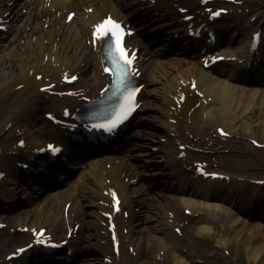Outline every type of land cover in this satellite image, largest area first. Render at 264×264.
<instances>
[{
  "label": "bare ground",
  "instance_id": "6f19581e",
  "mask_svg": "<svg viewBox=\"0 0 264 264\" xmlns=\"http://www.w3.org/2000/svg\"><path fill=\"white\" fill-rule=\"evenodd\" d=\"M3 1L7 0H0V9L2 12H8L12 17L20 21L22 35L19 37L16 32H13L11 39L7 37L0 40V167L4 164L6 165L8 160L7 151L9 147L12 148L13 146L11 139L15 129L19 128L21 130L26 128L24 134L27 136L28 142L35 144L40 136L38 130L42 129L45 123L38 113L42 105L38 106L35 99L23 101L32 91L26 87L15 90L16 85L24 84L31 87L35 83V73L52 72L60 69L62 66H75L78 62H83L84 65L80 69L82 71L81 83H87L90 89H94L95 85L100 81V78L97 76L96 59L92 56L89 48L83 44V37L86 34L85 28L105 11H112L116 14H121L123 11L122 9L117 10L114 7L116 1H83L81 4L72 5L79 12L82 20L79 23L70 24V22H65V15H55L57 12L61 14L63 7V1L61 0H50L51 9L45 8L43 3L38 0H29L27 2L25 0H12L9 5H6L7 3L3 4ZM175 1H181L183 4L191 7L198 5L196 0ZM240 1H242V5L234 6L235 10L257 8L258 11L256 10L254 16L258 17V12H260L264 18V0ZM99 2H102V5H99ZM174 4H177L174 0L164 1L162 7L163 13L156 18V21H161L160 26L157 28L164 27L169 32L179 34L182 30L181 26L183 25H178L180 23L177 22V17L173 13ZM84 5H89L94 8L93 13L88 15L87 19L84 18L85 13L82 9ZM137 6H139V9L149 8L146 2L139 3ZM21 7H26L27 13H17V8ZM158 11L160 12V10ZM130 18L132 20L131 10ZM42 23H48V27L44 30L41 27ZM231 25L236 28V23L230 24L229 28ZM151 30H149V35L154 33ZM136 38L142 44L140 51L145 52V56L147 57L143 66L142 75L149 79L147 80V84L150 88L153 87L152 89H148L146 85L144 97L146 99L150 95L152 97L160 96L162 107L160 117L165 118L170 113L169 106L170 104L172 105L171 96L177 93L178 88L183 89L181 85L182 80L187 76L198 79L201 69L196 62L195 53L191 52L188 54L185 50L183 52L175 51L166 59L161 60L160 66L151 64V54L147 50V44L150 41L144 42L139 35ZM157 53L160 52L157 50ZM245 56L246 54H243L242 58H245ZM245 61L250 62V57ZM261 66L264 65L261 64ZM244 70V68H240L237 65L223 68V71L230 76H234L235 74L241 75V73L246 72ZM215 76L209 75V79L203 84V90L201 91L205 99L209 96L214 98L215 106H212L211 103L207 106L201 104L188 117L190 108L196 104V101L192 102L186 111L187 118H185L186 120L191 119L192 123H185L179 129L172 124H166V131H161L162 134H160V136L166 139V143L162 144V146L165 145L162 147L164 153L162 157L167 159L165 168L168 170L170 178L173 179L172 187H176L181 191L190 189L191 192L186 193L184 197L168 196L161 200L158 197L154 199L153 204L148 205L147 208H143L139 218L137 212H133V210L135 211V207L142 203L144 194L150 195L149 191L155 184L153 177L155 173L150 172L148 177H146L147 179L145 178L143 180L141 178L143 182L130 187V192L124 196V203L128 211H130L129 216L133 217L134 222L139 220L138 222L141 225L139 235L141 238L137 242L138 238L136 235L133 236L130 234L125 237L127 238L126 240L123 238V241L127 243L126 246L131 245L134 250L138 251L139 256L134 261L132 257L126 255L127 248L125 247L123 256L115 259L114 263L111 264H166L167 260H169V264H196L178 254L180 253L179 245L187 247L188 243L184 239L183 229L182 239L174 233V228L178 226L180 220L190 219L189 216L187 217L183 214L185 209H190L193 213H203V217L208 224L200 225L196 228L193 233L194 239L210 242L215 234L212 229V224L218 219L220 226L226 234L222 238L215 239L214 245L217 248L230 246L236 248L238 251L243 249L248 252L247 254L252 253V255H248V257H252L250 260L264 264V225L262 223H247L238 214L245 213L261 218L264 221V217H260V213L264 212V208L263 212L262 208L251 209L250 204L255 201V198L257 205H260V207L262 206V202L264 203V188L255 184V181L260 179L254 178L249 180L242 177L240 179L244 180L243 183L236 180L235 177H232L235 188L230 183L225 185V181L223 183L219 181V187L206 185L195 186L187 182V177L181 168L183 164H185L184 166H189L198 161L212 163V159L219 161L218 166L225 168L230 166L228 163L229 158L224 157L217 145H215L216 147H207L209 145L208 142L211 141L207 137L212 138L210 131L212 128L217 129L218 125L216 124L224 126V131L229 134V141L245 139L246 137L257 141L253 135H261L264 139V97L257 98V91L251 92L248 96L245 94V91L248 90L246 86L243 87L227 82V80H232L229 76H221L223 78L222 80L217 79ZM238 90L241 92H238ZM21 101H23L21 107L25 110V113H22L21 118H19L14 116V112L16 106ZM148 103H158V101L149 99ZM51 106L57 107V104L53 103ZM7 123H10V126L8 125L5 129V124ZM44 136L46 137L47 135L44 134ZM176 140L186 146L187 158L184 160L175 158L176 152H178L175 145ZM157 144H152V141L149 142L148 138L140 135L139 139L135 142L134 148L128 151L127 155H122L116 164L111 161L112 170H106L102 166L97 167L99 175L108 177L113 184L118 185V188L123 194L127 185L121 183L120 176L133 177L136 174L138 176L143 174V172L137 171V167L140 165L146 166L153 162H146V160H142L141 158L142 156L145 158L151 155L149 147L153 145L157 148L161 147ZM262 144H264V141H262ZM88 150L94 151L95 149ZM245 150L248 151L247 149ZM130 157H133L135 161H130ZM160 171L166 172L164 168ZM210 171L222 173L215 169H210ZM60 174L58 173L59 177ZM83 182L87 183V180ZM224 185L227 188L233 189H226ZM99 188L100 185L96 182L90 186V189L96 193H98ZM236 188L253 194L248 190L249 188L255 193L250 198L249 195L238 193ZM253 188L255 189L253 190ZM86 189L89 190V188ZM137 193L140 194L135 197ZM59 197L60 195L56 200ZM205 199L214 202H207ZM57 202L58 200L54 201L53 198H46L36 205L34 209H27V211L14 214L7 222L12 227L29 225L30 227L38 228L39 224H48V229L55 230L59 224L60 216V207L56 206ZM221 202L228 203L233 208H226ZM235 202L237 204H234ZM74 212L77 219L82 220V226L85 225L83 217L86 215V212L80 211L78 208ZM97 220L101 222L100 218H97ZM82 226L81 233L84 234V237L89 239L96 237L98 240V243H88L86 246L93 250H100L104 257L111 256L112 251L111 247L108 246V240L105 236H101L102 227L100 224L96 221H90L86 224V228H91L94 231L91 235L89 232L84 231ZM135 228H137L136 223H134ZM132 231L134 230H130V232ZM14 242L15 237H12L10 243ZM99 242L102 244L100 245ZM214 245L211 244L210 246L212 247ZM210 246L204 254H212V248ZM95 253H89L91 254L90 257H93ZM87 264H104V262L98 257H94L89 259ZM208 264L212 263L208 262Z\"/></svg>",
  "mask_w": 264,
  "mask_h": 264
},
{
  "label": "rangeland",
  "instance_id": "374dc122",
  "mask_svg": "<svg viewBox=\"0 0 264 264\" xmlns=\"http://www.w3.org/2000/svg\"><path fill=\"white\" fill-rule=\"evenodd\" d=\"M261 138L263 137L260 136V139ZM216 145L218 148H220L223 151V154L225 156L232 158L233 168L223 169L224 171H228L233 174L239 171L243 173H247V172L254 173L255 171H257L256 173H258L259 175H255L252 177L253 178H264V153H260L259 151H255L253 149L248 148L247 145L251 146V144L248 141L244 142L243 144H240L241 153L246 152L244 148H247L250 150L240 159L233 158L234 156H238L239 152L237 154H235V152L231 153L228 144L216 143ZM214 229L216 232L215 239L218 237L222 238L225 236V234H223L220 230V225H215ZM193 231L194 230H192V232ZM190 241H191L192 251L196 252V254H199L200 256L203 255L204 253L201 254L199 250L204 252L205 244L203 242L200 243L198 240L193 241L192 239H190ZM212 244H215V243L213 242ZM209 245L210 243L208 242L207 246ZM212 250H213L212 255L208 256L204 254L205 255V257H203L204 260H201V261H212L214 262L213 264H261L260 262H253L252 260H250L252 259V257L251 256L248 257V255H252V253L250 252V254H247L248 252L244 251L243 249L238 251L236 248L230 247V246L228 248H217L214 246L212 247ZM227 252L230 253V256L226 254ZM199 258H202V257H199Z\"/></svg>",
  "mask_w": 264,
  "mask_h": 264
},
{
  "label": "snow or ice",
  "instance_id": "6c2138e0",
  "mask_svg": "<svg viewBox=\"0 0 264 264\" xmlns=\"http://www.w3.org/2000/svg\"><path fill=\"white\" fill-rule=\"evenodd\" d=\"M205 3H207V0H205ZM222 14V11L215 12V16H220ZM95 33L99 34L101 37L103 36H111L114 45H115V53L116 55L112 56V59L114 63L116 64L117 71L121 74V80L120 82L123 83V78H125L128 73V66H130L133 61L130 59L127 55V50L123 46V36L127 33L124 31L122 25L119 23L113 21L111 18L105 19L101 24L97 25L95 28ZM117 56L119 59H117ZM104 71L107 73L109 72L108 68H105ZM77 77L73 76L71 77V80H76ZM51 87V86H50ZM49 89H45L47 91ZM135 93H131L128 97L129 100L134 97ZM49 118L54 119V117L49 113ZM65 115H69L68 111L65 110ZM115 127V125H113ZM222 131V130H221ZM23 143V142H21ZM54 148V145H49L48 149L52 150ZM42 234V230H41ZM20 251H23L22 249Z\"/></svg>",
  "mask_w": 264,
  "mask_h": 264
}]
</instances>
